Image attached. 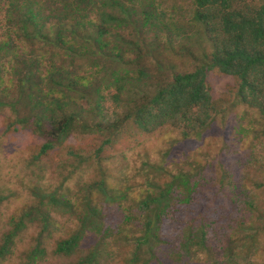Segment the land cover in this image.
I'll return each mask as SVG.
<instances>
[{
  "label": "trees",
  "instance_id": "trees-1",
  "mask_svg": "<svg viewBox=\"0 0 264 264\" xmlns=\"http://www.w3.org/2000/svg\"><path fill=\"white\" fill-rule=\"evenodd\" d=\"M183 1L190 5L187 24L209 47L200 59L190 48L176 49L168 37L159 44L167 28L156 0H0V110L12 117L4 131L29 129L39 136L33 160L75 134L107 137L92 154L97 157L127 126L135 135L169 128L182 139L200 137L218 111L205 84L211 70L234 78L237 102L264 122V1ZM161 49L185 54L195 66L180 72L156 62L155 82L143 58H155ZM67 155L82 161L72 150ZM169 180L134 201L115 195L103 181L73 200L32 190L36 204L9 220L0 257L33 221L40 233L23 264L43 257L44 232L60 228L46 209L57 208L75 226L55 239L52 253L75 256L74 264L115 257V244L128 248L121 264H185L192 246L205 249L211 223L199 227L192 221L198 176L178 171Z\"/></svg>",
  "mask_w": 264,
  "mask_h": 264
},
{
  "label": "rangeland",
  "instance_id": "rangeland-1",
  "mask_svg": "<svg viewBox=\"0 0 264 264\" xmlns=\"http://www.w3.org/2000/svg\"><path fill=\"white\" fill-rule=\"evenodd\" d=\"M246 1L256 5L260 0ZM156 2L161 4L162 24L167 28V35L158 36L160 45L168 37L176 49L190 48L197 59L201 53H208L207 42L187 24L189 1ZM2 24L0 20V38ZM143 59L155 82L158 79L151 70H155L156 62L170 63L180 72H189L195 66L185 54L172 56L167 49L159 50L155 58ZM205 84L218 111L200 137L182 139L179 132L169 128L135 135L127 126L120 129L119 136L111 137L112 142L102 145L97 157L92 154L107 137L75 134L33 160L41 138L29 129L5 132L4 126L12 117L6 109L0 110V243L10 231L9 220L36 204L32 190L55 192L56 196L62 194L73 200L89 185L103 181L115 195L134 201L182 171L198 176L200 184L198 194L193 196L197 205L191 207L193 223L199 227L211 223L205 249L192 246L185 264H264V122L255 110L237 102L234 78L211 70L206 73ZM103 105L111 119L110 102ZM70 150L82 161L70 158ZM247 202L251 208L245 205ZM194 209L199 210L198 214ZM46 211L60 228L44 232L40 242L45 254L32 264H74L75 256L52 253L55 239L74 228L72 217L57 208ZM181 211L178 218L182 217ZM38 233V223L26 224L9 253L0 257V264L27 263L26 253ZM114 250L115 257L104 255L99 264H121L128 248L115 244Z\"/></svg>",
  "mask_w": 264,
  "mask_h": 264
}]
</instances>
